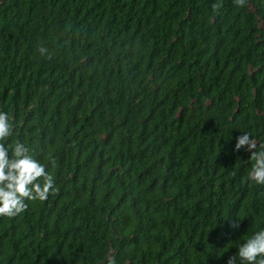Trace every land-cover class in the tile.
<instances>
[{
  "label": "trees",
  "instance_id": "1",
  "mask_svg": "<svg viewBox=\"0 0 264 264\" xmlns=\"http://www.w3.org/2000/svg\"><path fill=\"white\" fill-rule=\"evenodd\" d=\"M0 111L56 188L0 264H227L264 229L234 150L264 145V0H0Z\"/></svg>",
  "mask_w": 264,
  "mask_h": 264
},
{
  "label": "clouds",
  "instance_id": "2",
  "mask_svg": "<svg viewBox=\"0 0 264 264\" xmlns=\"http://www.w3.org/2000/svg\"><path fill=\"white\" fill-rule=\"evenodd\" d=\"M237 7H244L247 0H233ZM222 3L212 5L215 13L219 12ZM43 52V49H40ZM14 125L8 113L0 111V217H16L27 210L26 201H46L56 191L55 180L46 165L36 159L30 148L16 141L10 149L6 142L13 135ZM253 162L248 179L256 184L264 185V145L257 150L256 142L249 133L236 138L234 150L245 147ZM55 167V160H51ZM231 227H238L239 220ZM264 264V229L256 231L242 243L238 251L229 257L227 264ZM107 264H116L114 257H109Z\"/></svg>",
  "mask_w": 264,
  "mask_h": 264
}]
</instances>
